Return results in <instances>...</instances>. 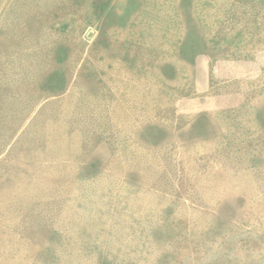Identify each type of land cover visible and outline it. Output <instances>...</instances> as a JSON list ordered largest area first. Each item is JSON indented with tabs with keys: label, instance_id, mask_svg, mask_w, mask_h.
<instances>
[{
	"label": "rangeland",
	"instance_id": "rangeland-1",
	"mask_svg": "<svg viewBox=\"0 0 264 264\" xmlns=\"http://www.w3.org/2000/svg\"><path fill=\"white\" fill-rule=\"evenodd\" d=\"M0 264H264V0H0Z\"/></svg>",
	"mask_w": 264,
	"mask_h": 264
}]
</instances>
